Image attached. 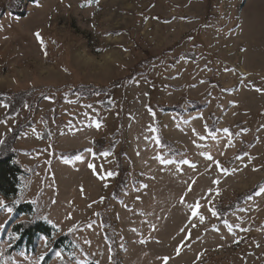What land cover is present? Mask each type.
Returning <instances> with one entry per match:
<instances>
[{
	"label": "rangeland",
	"instance_id": "374dc122",
	"mask_svg": "<svg viewBox=\"0 0 264 264\" xmlns=\"http://www.w3.org/2000/svg\"><path fill=\"white\" fill-rule=\"evenodd\" d=\"M24 8L0 19V91L35 90L14 117L0 104V144L22 125L29 173L0 198V264H264V0ZM86 85L108 92L74 91ZM27 202L33 215L8 211ZM35 219L52 239L15 249L12 227Z\"/></svg>",
	"mask_w": 264,
	"mask_h": 264
},
{
	"label": "trees",
	"instance_id": "16d2710c",
	"mask_svg": "<svg viewBox=\"0 0 264 264\" xmlns=\"http://www.w3.org/2000/svg\"><path fill=\"white\" fill-rule=\"evenodd\" d=\"M35 2L36 0H12V2L9 4L8 9H4L0 6V19L6 13V10H8L9 14H11L12 16L23 17L25 15V5L27 3ZM34 91V89L17 92L0 91V104L6 109L5 117H14L22 107L26 106L27 102L31 99ZM74 91L79 96L81 95L88 98L96 92L107 93L108 89L106 87H94L86 85L76 86L74 88ZM45 97V95H42L39 96L38 99L42 100ZM23 129L24 127L22 125H18L16 128L10 131L5 141L0 144V198H3L4 200H14L20 193L25 177L29 175L28 171H26L17 162V154L13 148L14 141L19 137ZM102 146L103 143L100 142V140L95 141L92 153L94 155L103 154L105 151ZM82 152L83 150L74 151L73 153H71L72 156H70V158H74ZM107 152L109 153V151ZM249 195L250 194H247L246 196L236 197V199L231 202L226 208H222L220 205L215 206L214 210L217 213L216 216L220 219V221L225 222L226 213L234 210L237 205L244 202V200H246ZM12 211L16 217H21L23 215H33L34 205L31 202L13 203ZM11 232L18 238L17 243L14 246L15 249L20 250L21 248H25L29 251V249L33 248L36 238L42 236L47 238L48 240L52 239L55 229L45 221L35 219L29 223H17L12 227ZM67 239L68 238L66 236L59 237L57 239V244H54V248L57 249L62 246L67 248ZM47 261L48 259L45 261V264Z\"/></svg>",
	"mask_w": 264,
	"mask_h": 264
},
{
	"label": "snow or ice",
	"instance_id": "6c2138e0",
	"mask_svg": "<svg viewBox=\"0 0 264 264\" xmlns=\"http://www.w3.org/2000/svg\"><path fill=\"white\" fill-rule=\"evenodd\" d=\"M36 35H37V38L40 39L39 33H37ZM41 43H42V41H41ZM96 127H100V125L97 124ZM225 131H227V130L225 129ZM157 143H159V141H157ZM103 154H104V155H107L108 153H103ZM209 159H211V157H209ZM164 162H168V161H164ZM184 163H187V161H184ZM89 167L91 168V167H93V166H92V165H89ZM108 175L111 176L112 173H108ZM261 193H264V188H262V189L260 190V192L257 193V195H260ZM0 207H3V202H2V201H0ZM199 207H200V206H199L198 203L194 206V210H193V212H192V215H193V216H196V215L198 214V211H197V210L199 209ZM11 210H12L11 208L8 209V211H11ZM210 210L212 211L213 216L217 215V213H216L215 210H212V209H210ZM203 219H204V218L201 216V217H200L201 222H203ZM168 259H169L168 257H164V258H163L165 264H167V260H168Z\"/></svg>",
	"mask_w": 264,
	"mask_h": 264
}]
</instances>
